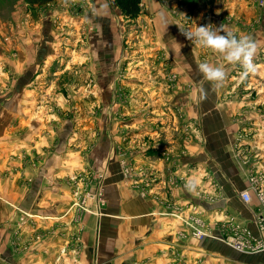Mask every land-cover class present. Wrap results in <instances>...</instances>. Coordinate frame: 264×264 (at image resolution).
I'll use <instances>...</instances> for the list:
<instances>
[{"label":"rangeland","instance_id":"obj_1","mask_svg":"<svg viewBox=\"0 0 264 264\" xmlns=\"http://www.w3.org/2000/svg\"><path fill=\"white\" fill-rule=\"evenodd\" d=\"M261 1L141 0L139 16L127 18L116 0H0V264H20V252L46 235L38 231L36 199L26 209L20 196L35 191L41 176L45 185L72 189L68 224L103 213L109 175L130 187L140 163V178L147 176L144 161L154 150L165 160L187 156L188 175H203L205 192L234 193L222 173L238 167L246 175L250 162L264 167ZM196 25L250 36L256 73L241 83L239 64L187 40L183 32ZM205 61L225 66L221 88L199 73ZM201 87L207 99H199ZM218 160L220 185L211 181ZM236 198L232 205L242 209ZM203 220L210 229L207 223L224 228L231 219ZM255 259L246 264H264V251Z\"/></svg>","mask_w":264,"mask_h":264},{"label":"crops","instance_id":"obj_2","mask_svg":"<svg viewBox=\"0 0 264 264\" xmlns=\"http://www.w3.org/2000/svg\"><path fill=\"white\" fill-rule=\"evenodd\" d=\"M175 138L169 141L173 143ZM149 156V159L144 161L148 175L140 178L141 167L138 163L139 176L135 178L137 181L133 180L135 183L130 187L119 181L120 176L109 175L108 184L105 186L108 200L102 209L103 213L98 215L85 212L78 222L66 224L69 218L71 221L73 208L70 209V204L75 199L69 186L45 185V177L41 176L35 191L28 194L27 188L21 190V198L27 199L26 209L33 204L28 199H36V214L40 217L37 222L38 231H43L42 234L46 235L36 242L35 246L31 244L32 246L20 252V264L255 262V255L259 253L241 252L245 255L238 256L235 248L221 240L212 237L203 240L189 237V225L185 222L187 215L191 213L202 219L212 217L215 220L223 219L220 221L224 222L235 218L258 234L252 211L255 203L247 206L239 197V191L248 186L247 174L243 173L242 168L240 167L242 175L236 167L234 174L228 170L225 174L222 173L225 180H221V164L218 160L215 168L212 165L211 170L215 175L211 177V181L217 182L218 185L220 180L224 185L228 182L234 193L221 191L219 187L217 192H213V188L205 192L208 188L207 179L201 174L188 175L187 156L180 155L179 160L176 156L174 160H165L156 150ZM10 179H4V188L5 194L12 197ZM142 188L146 189V192L143 193ZM151 190L153 192H150ZM236 196L242 209L232 205H235ZM6 213L5 209L4 214ZM216 221L207 223L214 232L221 228V222ZM11 235L7 232L9 241ZM7 239L5 238L4 247H8ZM25 239L27 241V236ZM27 243L29 244L28 241Z\"/></svg>","mask_w":264,"mask_h":264},{"label":"clouds","instance_id":"obj_3","mask_svg":"<svg viewBox=\"0 0 264 264\" xmlns=\"http://www.w3.org/2000/svg\"><path fill=\"white\" fill-rule=\"evenodd\" d=\"M65 5L69 0H62ZM104 5L101 9H104ZM98 9L93 7L92 12L95 15ZM185 38L192 41L196 46L210 50L219 54L227 64H239L242 68L240 72V82L243 83L249 74H255L256 65L253 63V57L257 50L256 42L248 35H238L224 25L213 28L211 25H196L183 32ZM198 71L203 79L213 85L214 89H219L224 85L228 78V73L223 64H212L207 61L198 64ZM199 99H207V90L199 88ZM245 199L248 194L245 192Z\"/></svg>","mask_w":264,"mask_h":264},{"label":"built area","instance_id":"obj_4","mask_svg":"<svg viewBox=\"0 0 264 264\" xmlns=\"http://www.w3.org/2000/svg\"><path fill=\"white\" fill-rule=\"evenodd\" d=\"M261 2L264 5V0ZM247 180L248 186L239 191V197L247 206L255 203V206L251 208L258 234L251 227L236 219H231L229 226L219 228L218 232H214L208 229L203 219L193 216L192 222H185L190 225L195 237L203 239L210 236L247 254L264 251V167L250 162ZM245 192L248 194L247 199L243 195Z\"/></svg>","mask_w":264,"mask_h":264},{"label":"trees","instance_id":"obj_5","mask_svg":"<svg viewBox=\"0 0 264 264\" xmlns=\"http://www.w3.org/2000/svg\"><path fill=\"white\" fill-rule=\"evenodd\" d=\"M30 3H45L52 0H27ZM122 13L127 18H135L138 17L141 12V0H116Z\"/></svg>","mask_w":264,"mask_h":264},{"label":"bare ground","instance_id":"obj_6","mask_svg":"<svg viewBox=\"0 0 264 264\" xmlns=\"http://www.w3.org/2000/svg\"><path fill=\"white\" fill-rule=\"evenodd\" d=\"M116 66V65H115ZM141 71V70H140ZM106 116V115H105ZM189 120V119H188ZM148 158V157H147Z\"/></svg>","mask_w":264,"mask_h":264}]
</instances>
